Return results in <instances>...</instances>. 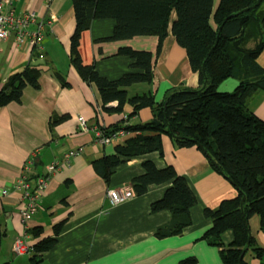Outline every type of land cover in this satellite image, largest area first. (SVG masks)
Here are the masks:
<instances>
[{"label":"crops","instance_id":"0c3cea01","mask_svg":"<svg viewBox=\"0 0 264 264\" xmlns=\"http://www.w3.org/2000/svg\"><path fill=\"white\" fill-rule=\"evenodd\" d=\"M13 4L18 14L32 11L44 18L53 12L57 19L41 46L38 60L44 63L39 64L40 87L28 85L19 102L0 106V264H177L192 256L198 264H221L219 248L202 238L213 225L204 211L206 208L217 210L224 200L237 196V189L212 167L200 149L176 147L168 135L162 136L163 158L157 153L134 157L118 165L108 181L103 178L96 162L113 156L116 143L105 146L96 143L93 132L82 127L80 118L90 127L99 125L110 129L115 125L149 121L150 108L141 109L131 118H128L133 109L131 104L125 105L124 112L106 111L96 84L82 79L71 64L70 39L76 26L72 0H14ZM171 17L173 21L176 13ZM115 24L114 19H95L81 33L79 45L83 63L93 65L100 75L110 80L118 79L131 68V58L121 53V49L154 53L158 43L157 35L106 39L113 33ZM29 56V48L15 47L12 40H0V77L22 67ZM154 63V83L133 84L127 88L129 95L153 91L156 101L161 102L170 88L199 86V75L192 70L186 50L171 32L160 55L154 57ZM258 63L264 68V49ZM55 71L69 85H62ZM219 89L238 91V82L227 79ZM247 102L264 120V92H255ZM54 116L67 117L52 129L50 120ZM75 149L81 153L71 165H64L51 175L38 211L27 225L29 230L41 231L38 236L29 231V240L34 245L55 235L56 242L37 262L31 259L33 253L14 254L13 244L25 230L19 214L23 200L20 191L13 188L15 177L33 151L38 152L34 179L37 175H47V166L54 159L62 160L67 152ZM146 157L160 167L172 165L185 177L196 196L197 202L190 209L192 222L180 234L158 236L157 231L172 221V213L151 209V204L163 197L169 182L151 185L144 195L115 205L107 197L109 188H127L133 177L144 172L142 162ZM3 189L8 190L5 196L1 193ZM249 228L257 245L264 248V231L257 214L250 217ZM233 240L231 229L222 234L225 246ZM246 260L250 264H264V255L258 258L250 252Z\"/></svg>","mask_w":264,"mask_h":264},{"label":"trees","instance_id":"16d2710c","mask_svg":"<svg viewBox=\"0 0 264 264\" xmlns=\"http://www.w3.org/2000/svg\"><path fill=\"white\" fill-rule=\"evenodd\" d=\"M72 0L76 26L70 39V62L88 83L96 84L103 108L108 112H124L125 105L133 109L128 118L143 108H150L152 117L146 122L115 125L107 129L124 128L131 136L125 144L116 143V152L96 162L98 173L109 180L115 168L134 157L157 153L163 158L162 136L168 135L176 147L200 149L212 167L237 189V196L224 200L217 210L204 213L213 225L202 236L220 250L221 264H250V252L261 258L264 248L251 236L249 219L257 214L264 231V120L248 105L257 91L264 92V68L258 56L264 49V0ZM255 6V7H254ZM176 18L172 21V13ZM95 19H114L110 40L128 39L138 35H157L155 52L123 48L121 53L131 58L130 70L116 80L98 73L93 65L83 63L79 45L81 33ZM171 32L188 55L189 63L199 75V86H177L166 91L161 102L155 93L129 95L128 87L136 83L155 81L154 57ZM40 50L33 47L27 62L10 74L0 87V106L19 102L23 90L30 85L39 88ZM62 85H69L55 71ZM227 79L238 82V91L223 92L220 85ZM54 116L50 128L66 119ZM144 172L133 177L130 187L135 196L147 193L151 185L169 182L163 197L151 204L154 212L168 210L172 221L159 229L160 237L180 234L191 224L190 209L196 196L185 177L169 164L158 166L146 157ZM245 197L241 207V200ZM231 229L233 242L225 246L222 234ZM35 236L39 229L30 230ZM59 228L56 229V234ZM56 242V235L34 245L31 259L37 262ZM177 264H198L188 257Z\"/></svg>","mask_w":264,"mask_h":264},{"label":"built area","instance_id":"2783aa9c","mask_svg":"<svg viewBox=\"0 0 264 264\" xmlns=\"http://www.w3.org/2000/svg\"><path fill=\"white\" fill-rule=\"evenodd\" d=\"M14 0H0V40H12L15 47H37L41 50L42 42L49 33L57 16L50 12L49 16L39 18L34 12L18 14L14 8ZM80 123L85 130H91L94 141L99 145H111L122 142L129 134L124 128L108 131L105 127L95 125L90 127L84 118ZM81 150H70L64 158L54 159L48 166L47 175H37L32 178L33 169L38 161V152L33 151L25 160L20 173L13 181V188L20 191L23 206L19 209L21 222L25 228L13 244V252L16 255L31 254L34 252V244L29 240L28 223L33 219L39 208V202L49 184L51 175L64 165H71L74 158ZM2 195H7L8 190L3 189ZM135 196L132 188L115 187L107 190V197L111 204L124 202Z\"/></svg>","mask_w":264,"mask_h":264},{"label":"water","instance_id":"95a60500","mask_svg":"<svg viewBox=\"0 0 264 264\" xmlns=\"http://www.w3.org/2000/svg\"><path fill=\"white\" fill-rule=\"evenodd\" d=\"M260 2H261V0H258V2H257V4L256 5H259L260 4ZM255 7V6H254ZM34 65H39V64H43L44 63V60H36V61H33L32 62ZM244 199H245V197H243L242 198V200H241V207H242V205H243V201H244Z\"/></svg>","mask_w":264,"mask_h":264},{"label":"rangeland","instance_id":"374dc122","mask_svg":"<svg viewBox=\"0 0 264 264\" xmlns=\"http://www.w3.org/2000/svg\"><path fill=\"white\" fill-rule=\"evenodd\" d=\"M8 75H9V73L6 74V75L3 74V75L0 77V81H3V80L5 79L4 77H6V76L8 77Z\"/></svg>","mask_w":264,"mask_h":264}]
</instances>
